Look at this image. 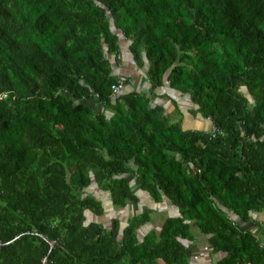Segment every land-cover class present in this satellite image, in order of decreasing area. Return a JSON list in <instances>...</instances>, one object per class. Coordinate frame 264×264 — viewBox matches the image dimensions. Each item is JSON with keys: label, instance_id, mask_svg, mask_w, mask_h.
<instances>
[{"label": "trees", "instance_id": "16d2710c", "mask_svg": "<svg viewBox=\"0 0 264 264\" xmlns=\"http://www.w3.org/2000/svg\"><path fill=\"white\" fill-rule=\"evenodd\" d=\"M124 52L147 92L112 94ZM142 192L176 211L159 231L98 221ZM260 212L264 0H0V264H190L195 230L214 264H264Z\"/></svg>", "mask_w": 264, "mask_h": 264}, {"label": "crops", "instance_id": "0c3cea01", "mask_svg": "<svg viewBox=\"0 0 264 264\" xmlns=\"http://www.w3.org/2000/svg\"><path fill=\"white\" fill-rule=\"evenodd\" d=\"M114 70L118 73H123L126 76L130 77L129 82L124 87L125 91H129L132 89L141 90L144 89L145 92L148 91L149 83L144 80L146 78L144 76V69L138 68L132 61L131 56L128 55L127 52H124L123 55V62L117 65V67L114 68ZM123 91V92H125ZM162 91L167 92L174 101L176 99L180 100L179 97L176 95L177 93L174 92L170 88H164V89H157L156 93L161 94ZM149 95V93H147ZM169 96V97H170ZM181 98V97H180ZM168 99V97H167ZM167 99L163 98H155L152 97V100L156 101L157 103H160L164 106ZM170 101V100H169ZM168 108V107H167ZM168 111V110H167ZM174 112V111H173ZM185 113V112H183ZM178 114V113H177ZM176 114V115H177ZM174 115V114H173ZM174 115V117L176 116ZM184 124V120H183ZM198 124V123H197ZM200 127L205 126L203 123L199 124ZM147 199L151 200L149 197L141 198L138 203L134 205H130L129 203L122 208L123 211H117L112 213V216L120 217V213H125L126 211H131L133 209H137L138 211H134L130 215L137 214L138 212L142 211H149L150 219L147 223L142 226L140 229V234L147 233L149 230L155 229L157 231L160 230L161 225L163 223V220L166 216H168L169 211L171 210L168 205H163L161 202L156 203L155 201H152V204L148 203V205H145V201ZM148 202V201H147ZM171 206V205H170ZM173 208V207H172ZM167 209V210H165ZM129 214L122 215L120 218L124 220L127 218V216H130ZM111 217V216H110ZM109 217V218H110ZM242 227L247 228V224H241ZM184 244H186L190 248V256H189V262L190 264H214L220 257L223 256L221 252H214L211 245L209 244L207 240V236L205 234H202L200 232L195 231V235L192 239H188L184 241Z\"/></svg>", "mask_w": 264, "mask_h": 264}, {"label": "rangeland", "instance_id": "374dc122", "mask_svg": "<svg viewBox=\"0 0 264 264\" xmlns=\"http://www.w3.org/2000/svg\"><path fill=\"white\" fill-rule=\"evenodd\" d=\"M123 91H125V89L124 88H122L121 90H120V92H123ZM119 92V93H120ZM159 98H163V99H167V97L166 96H161V97H159ZM179 106H176V105H178L177 104V102L175 101V102H173L172 101V99H170V98H168L167 99V101L165 102V104H164V107H165V113L168 115V113H167V110H168V112L170 113V119L172 120V121H175V120H177V119H179V117H180V114L178 113L177 114V110H176V108H175V106L176 107H178V109L183 113V112H185L183 115H184V117H183V119H184V124H183V127L184 128H202L203 130H209L210 129V127H211V123H210V121H208V120H206V119H202L201 117H199V116H193V115H191L190 113H188L187 112V110H189V108L188 107H190V105H188L187 106V104L186 103H188V101H186L184 98H180L179 97ZM170 100V101H169ZM168 107V108H167ZM192 108V107H191ZM174 111V112H173ZM176 115L175 117H174V115ZM198 123V124H197ZM201 123H203V125H205V126H202V127H200L199 126V124H201ZM93 190L94 191H96L97 189L95 188V187H93ZM143 194V198H146L147 197V195L146 194H144V193H142ZM105 197V196H104ZM107 197V196H106ZM151 199V198H150ZM164 199V200H163ZM162 200H161V203L163 204V205H168V207H170L171 208V210L169 211V214L170 215H175L176 214V211L174 210V208H172L171 206H170V203H169V201H168V199H166V198H163ZM152 200V199H151ZM151 200H149V199H147V201H145V205H148V203H150V204H152V201ZM106 201H108V199H106ZM108 207L106 206V209H107ZM110 209H111V206H109V210L107 209L106 210V214H105V216H100V217H98V221H100V220H108L109 219V217L110 216H112V213H113V211H110ZM118 210H114V213L115 212H117ZM119 211H123L122 209L121 210H119ZM134 211H138L137 209H133V210H131V211H126L125 213H120V217L122 216V215H125V214H131V213H133ZM139 213V212H138ZM89 217H93V216H89ZM255 219H260V220H262V219H264V213L263 212H260L259 214L257 213L255 216ZM107 223V222H106ZM247 226H250L251 228H253L254 226H253V224H251V223H248L247 224ZM195 231H197V230H195ZM198 232V231H197Z\"/></svg>", "mask_w": 264, "mask_h": 264}, {"label": "built area", "instance_id": "2783aa9c", "mask_svg": "<svg viewBox=\"0 0 264 264\" xmlns=\"http://www.w3.org/2000/svg\"><path fill=\"white\" fill-rule=\"evenodd\" d=\"M126 85V77L119 76L117 77L116 81L111 84V92L112 94H117L124 86ZM220 133V130L217 129L215 126L211 127V135L214 136L216 133ZM42 236V235H41ZM45 238L44 236H42ZM50 246H52V242L49 241ZM46 261V257L42 259V262Z\"/></svg>", "mask_w": 264, "mask_h": 264}, {"label": "clouds", "instance_id": "9594fccd", "mask_svg": "<svg viewBox=\"0 0 264 264\" xmlns=\"http://www.w3.org/2000/svg\"><path fill=\"white\" fill-rule=\"evenodd\" d=\"M125 86H126V85H125ZM125 86H124V87H125ZM124 87H123V88H124ZM119 92H120V91H119ZM120 93H121V92H120ZM213 126H214V125H213ZM211 127H212V125H211ZM142 193H143V192H142ZM142 193H141V198L143 197V194H142Z\"/></svg>", "mask_w": 264, "mask_h": 264}, {"label": "water", "instance_id": "95a60500", "mask_svg": "<svg viewBox=\"0 0 264 264\" xmlns=\"http://www.w3.org/2000/svg\"><path fill=\"white\" fill-rule=\"evenodd\" d=\"M240 220H241V219L239 218L238 221L240 222ZM240 223H241V224H244L242 221H241Z\"/></svg>", "mask_w": 264, "mask_h": 264}]
</instances>
